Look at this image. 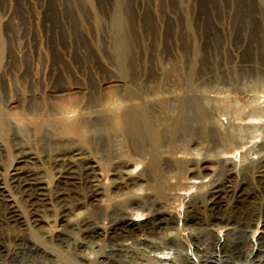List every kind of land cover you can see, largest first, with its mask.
Here are the masks:
<instances>
[{"label":"rangeland","instance_id":"rangeland-1","mask_svg":"<svg viewBox=\"0 0 264 264\" xmlns=\"http://www.w3.org/2000/svg\"><path fill=\"white\" fill-rule=\"evenodd\" d=\"M119 41H122L120 49V44L117 46ZM184 95L185 97L191 95V97L199 98L197 101H202L201 105L204 106V110L208 111L210 108L204 126L202 125L203 128L208 126L206 128L207 136L204 133L206 132L205 129L202 128L203 131L198 128L200 126H196L198 123H193L196 118L194 119L195 115L192 110L191 113H187L189 109L185 112L187 114H184V118L188 115L190 117L185 118L187 126L184 122V127H186L184 131L189 127L186 130L187 132L185 131L186 134L182 130L183 132L176 133V135H173L174 137L171 136V149L176 144V148L172 149V158L184 161V165H186L184 168L188 172L194 170L193 172L197 173L199 169L203 170L204 166H214L211 159L216 154L219 157H232L229 160L234 166L233 174L235 178H233V182L237 186L236 190L239 198H236L235 201L238 202L233 201L234 203L230 206L232 208H229L233 211L228 210V212L231 214L230 218H233L232 220L237 218L234 221H247L251 223V226L248 230L245 228L239 229L235 225L229 226L230 228L228 226L218 228L213 232L214 235L211 234V237L219 238V243L222 245L226 237L225 234L229 233L230 230L232 233L238 229L237 244L239 247L252 246L253 250L248 256L233 258L231 255L226 256L228 254L226 253L227 248L222 245L220 251L208 249V252L205 253L195 252L196 258H194L196 261L188 258L185 259L186 263L181 262L182 257H179V251L175 249H166L163 255L158 256L167 260L172 259V261L180 258V264H264V239L260 238L264 233V196L260 192H258L259 194L256 193L258 189L255 188L258 185L256 179L251 178V176L255 177L251 172L254 168H251L250 165L254 163L252 167H255L256 162L260 158H264V134H262L264 133V0H0V110L3 111L6 125L4 126L3 135L0 137V183L2 178H9L8 175L13 173L11 169L15 166L20 167V170L26 169L27 166L20 163V161L33 157L40 161L41 176H45L44 180L48 178L45 183H48L47 188L49 190H47L51 191L50 189L53 188L55 180L52 166L47 162V154L56 152L58 149H60V152H69L74 149L71 148L72 145L69 148L66 147L70 146V144L67 145L66 140L69 137L68 134L64 135V131L57 130L61 129L62 124L57 123L58 128L55 125L58 114L57 111L54 112L58 108H63L64 111L66 109L65 112L69 109L66 114L68 123L76 121L75 117L77 115H88L89 113V116L85 118L81 142L85 152L93 156L96 155L97 169L95 168V173L97 171L98 176L95 174L94 180L96 179V182L94 181V184L102 189L101 192L107 190L103 192L107 195L111 191L110 188L113 183V180L110 181L111 178L116 179L118 177V175L115 177L111 174L112 169L117 165L112 163L113 156L116 157L120 153L121 157L119 158L122 161L130 158L136 160L138 156V158L141 157L140 153L145 152V147L142 144L140 149L144 151L141 152L140 149L137 150L134 138L121 134L123 131L120 132L119 128L115 132V129L112 128L114 122L112 123L109 116H107L105 107L111 103L117 106L116 108L122 116L117 121L119 127L128 123L129 117L127 115L129 113L134 112L136 114L141 108H145L149 120L152 121L153 128L159 131L161 143L164 144L167 141L164 126H166V122H169L175 116L176 107L174 104L177 103L176 100ZM248 100H251L250 104L252 105L248 103ZM252 100L257 101L253 102ZM231 101L234 103H232L233 105H231ZM223 102L224 107L222 108ZM238 103L240 105H236ZM227 104L229 105L227 106ZM171 105L174 106V110ZM211 108H214L215 111ZM52 109H55L54 112ZM70 109L73 110V113L70 112ZM171 110H173V113ZM239 111L241 114L244 112L243 116L238 113ZM210 114L211 116H209ZM252 115H258V120H251ZM210 117L211 119H209ZM81 119L83 120V118L79 120ZM216 121L220 123L217 124ZM137 122H139L138 119ZM252 122L258 123L256 125L260 129L257 132L245 129ZM219 125H222V127L220 128ZM53 127H56L57 131H53ZM195 127L200 129L201 133ZM215 129H218L220 134ZM189 130L191 134H189ZM212 130L217 131L219 135H216L217 133ZM58 131H61L60 134ZM118 131L120 135H118ZM52 132L58 134L59 138L57 137L58 139L55 141L50 138L51 141H48ZM213 133L217 140L212 137V135L214 136ZM249 133H253L252 138ZM181 136H184V138H181ZM217 136L224 138H216ZM200 137L205 140L203 139V141ZM209 137H212V139ZM126 139L133 141L129 143ZM219 139H221V142ZM46 142L47 144L55 142L57 149H55V144L53 146L52 143L51 148L53 149L51 150ZM197 142H201L202 145L206 144V147ZM127 143L132 144V147H126ZM58 144L61 147L58 148ZM194 144H199L197 145L198 148ZM216 144L221 145V147ZM222 144L228 146L225 148ZM44 146L49 147L50 150L45 149ZM76 146L77 149L81 148V145L76 144ZM63 147L68 149H63ZM224 149L226 152L223 151ZM46 150L48 151L46 152ZM210 151L213 155L208 153ZM121 152H123V155ZM143 153L140 158L142 162H139L133 168L132 166L127 168L132 175L138 174L145 165L146 154ZM136 154L139 155L136 157ZM130 155L132 156L130 157ZM75 158L72 160L78 166L85 163L84 159H81L83 162H79V158H82V156ZM187 167H191V169L188 168V170ZM250 168L251 170H248ZM185 170L173 171V175L170 172L165 173L163 171L166 174H164V177H168V180L164 177L161 178L163 189H166L165 192L169 195L172 194V199L175 200L170 199L171 202L169 201V205L165 206V210L168 211L179 227H182L188 201L198 191V188H194V186L198 185L197 183L200 181L198 179L189 180V174L184 172ZM243 171H245V174H243ZM5 172L7 173L5 174ZM182 173H185V175ZM77 174L81 175L82 173L77 171ZM170 176L171 178H169ZM246 176L249 177L251 182L248 181ZM210 179L207 177L203 181L208 183ZM192 182L194 186H191ZM84 185L85 183L74 189L77 190L78 197L79 195L84 196L87 186ZM172 186L173 188H171ZM206 188L204 187V189ZM81 189L84 191L81 192ZM47 193L46 191V197L42 196L41 198L29 200L20 195L23 198L21 199L19 194L13 192L16 204H10L11 206H8L1 199L0 244L6 248L9 254L6 257H0V264H62L56 257L40 255L41 258L38 255L28 253V238L33 240L31 235L37 239L41 237L40 243L46 244L48 248H52L61 256L73 257L74 237L77 235L76 239L79 240L80 235L78 237V234H76L73 237L72 234L64 232L62 233L65 235L59 234V229L63 225L62 221L69 216L67 212H70L73 208V199L69 198L68 200L67 196H63L61 198L63 201L55 198L53 194L50 195L54 198L48 194L49 197ZM75 195L72 194L71 196L75 198ZM60 208L64 210L61 211ZM14 210L22 217L19 221H16L18 224L13 220L12 212ZM81 210L88 213L86 208ZM65 213L68 215H65ZM45 216L49 218L47 221H51L50 223H46ZM37 217L41 222H37L39 220ZM132 219L143 224L146 216H133ZM44 220L45 222H42ZM52 222L53 224H51ZM104 223L105 226L108 225L107 221ZM35 224L39 226L37 227ZM47 225H51V227L49 228ZM226 228L229 231L225 230ZM43 229L48 231L43 232ZM188 230L181 233L183 235L180 237V242L185 248V250L181 249L184 251L182 253H185L187 248V241L184 236L188 235ZM42 232H49L50 235L54 234L56 237L54 235L46 237ZM99 232L101 237H99V240L102 243L99 240L98 243L105 246L109 237L106 233L107 230L104 228ZM104 232L106 235H104ZM227 238L230 241L233 239V235L229 234ZM155 240L160 242V239H158L159 241ZM125 243L130 244L131 240L128 239ZM189 244L192 246V242ZM259 246L263 251L261 250L262 252L258 256L262 257L261 259L257 257L255 258L257 260H254L253 256ZM143 247L135 246L134 251L129 252L128 257L127 254L124 255L122 259H126V264H142L141 260L143 259V264H146L145 255H147L149 249ZM222 250L226 251L222 252ZM86 253L90 258L87 260L88 262L91 261L90 264H93V262L98 264L99 259L95 258L96 253L93 254L89 250ZM138 253L143 257L138 256ZM69 254L72 256H69ZM134 255L135 258L137 256L139 258L135 259ZM33 256L38 258L36 259ZM232 259L235 263L232 262ZM211 260H213V263ZM133 261L137 263H133Z\"/></svg>","mask_w":264,"mask_h":264},{"label":"bare ground","instance_id":"bare-ground-1","mask_svg":"<svg viewBox=\"0 0 264 264\" xmlns=\"http://www.w3.org/2000/svg\"><path fill=\"white\" fill-rule=\"evenodd\" d=\"M121 43H122V41H119V43L117 44V46L120 44L119 45V49H120ZM199 93H196V94H199ZM257 95L255 96L256 98H257ZM189 96L190 97H185V95H184L182 98L176 100L177 103L174 104L175 107H176L175 111H174L175 112V116H173V118L170 119L169 122H166L167 124H166V126H164L165 127L164 132H166L165 135H167L166 136L167 137V139H166L167 141L163 140V141H166V143L163 142L164 144L161 143L162 141L160 139L159 131L156 130L155 128H153L152 121L149 120L145 108H141L140 111L137 112L136 114L134 112L129 113L127 115L129 117L128 118L129 119L128 123L126 125L122 126V127H119V125H117V121L122 116H120V113L118 112V109L116 108L117 106L114 103H111V104H108L109 106L105 107L107 116H109V119H111L112 123L114 122V124H112L113 125L112 128L115 129V132H116V129L119 128L120 132H121V130L123 131V132H121V134H124L125 136H129V137L134 138V140H136L135 142L137 144V146H136L137 150L142 148V144H143L144 147H145L144 148L145 149L144 153L146 154V158H145L146 159V163L143 166V168L136 175H132L130 170H128L127 168L129 166H132V168H133L139 162H142V159H140V158L143 156L142 155V153H143L142 150L143 149L142 150L140 149L141 152H142V153H140L141 154L140 158H138L139 156L137 157V155H139V154H136L137 159H140V160H137V159L136 160H132L130 158L132 155H130V157H129L130 159L129 160H123L122 161L119 158V157H121L120 153H118L119 155H117L116 157H114L112 155L113 156L112 163L114 165L115 164H117V165L114 166V168L112 169L113 172L111 174L113 176H115V177H116V175H118V177H116V179H115L113 176H111V177H113V179L111 178L110 181L113 180V183H112L111 188L109 187L111 189V191L107 195L103 194V192H105L107 190L101 192L100 190H102V189H99L100 187L98 188L94 184V181L96 180V179L94 180V177H95V174L97 173V171L95 173V168L97 167V165H96V161L97 160L95 159L96 155L93 156V155H90L89 153L85 152V149L82 146L83 143L81 142V133H82V129H83L84 123L86 121L85 118H87L89 116V113H88V115H85V114L77 115L78 117L77 116L75 117L76 121L68 123L66 114L69 111V109H68L67 112H65L66 109L64 111L63 108L62 109L58 108L56 110L52 109L53 112L55 110L54 113H56V111H57V114H58V117H57L58 119H56L58 121H56L55 119H52V120H55L56 127L58 128V126H57L58 124L57 123L62 124V126H60L61 129H57V130L64 131L65 132L64 135H66V133H67L68 136H69L68 139H66L68 144L67 143H65V144H67V145L70 144V146H66V147L69 148L72 145L71 148H74V149H72L69 152H65V151H61L60 152V149H58V150H56V152L52 151L53 153L50 152L49 154H47L48 155L47 156V162L50 163V165L52 166L51 169L54 172L53 178L55 180V183L53 184V188L51 187L52 189H50L52 192L50 191L51 192L50 193L48 191L49 190L47 188L48 187V183H45V182H47L46 180L48 178L46 180H44L45 176L44 175L41 176V174H42L41 172L42 171H41V169L39 167L41 165L40 161L36 160L35 158L32 157V158H29L28 160H21L20 161V163H22V164L27 166V167H25L26 169L23 168V170L22 169L20 170L19 169L20 167L18 168V167L15 166L16 168L14 167V168L11 169V171H13V173L12 174L10 173L11 176H10V174L8 175L9 176V178H7L8 180L6 178H2L1 179V183H0V201H1V199H3V201L8 206H11L12 204H16V202H14L13 192H15L16 194H19V196L22 195V196H24L25 198H27L29 200L30 199L32 200V198L35 199V198H38V197L41 198L42 196H45L46 195V191L48 192L47 195L48 194L49 195L53 194V196L55 198H57V199H61V198H63V196H65V197L67 196L68 200H69V198L71 200L73 199V208L70 210V212H67L69 214V216H67V218L62 221L63 225H61V229H59V234L61 233L60 235H65V234L62 233V232H64V233H68L70 235L72 234L73 237L76 234H78V237L80 235L81 238L78 240V238L76 239L77 235L74 237V239H75V241H74L75 243L74 244L75 245L73 246L74 247L73 257H63L60 254H58L57 252H55L54 250H52V248H50V247L48 248L46 244L40 243V239H42L41 237L38 238L39 239L38 240L37 238H34V236L31 235V237H33L32 238L33 240L28 238V244H27L28 253H30L31 255H38V256L43 255V256H46V257H56V259H59L62 262V264H81V263L82 264H90L89 262H91V261H89V262L87 261L90 258L86 255L87 254L86 251H88V250L91 251V253H93V254L96 253L95 258L97 257L99 259L98 264L99 263H102V264H126V262H125L126 259L123 260L122 257L124 255L126 256V254H127V257H128V255L130 254L129 252L134 251L135 246H139V247L140 246H142V247L144 246V247L149 249V251L146 250L147 251V253H146L147 255L144 254L145 255V260L147 262H149V264H166V263H170V264H177L178 263V264H180L181 262L182 263H184V262L186 263L187 261H185V259H188V258L189 259L192 258L193 261H196L195 252L205 253L206 251L208 252V249H212V250L213 249H215V250H219L220 249L221 250L222 245L226 246L225 248H227V252L226 253H228V254L226 256L231 255V257L233 256V258L242 257V256H248L249 253H252V250H253L252 246L247 247L245 245V247L243 246L242 248H240L239 245L237 244V242H238L237 241V234H239L238 233V229L237 230L235 229L236 231H233L232 232L233 234H232L230 232L231 230L229 231L226 228L225 230L229 231V233L225 234L226 237L224 238V243L222 245L219 243V238H217L216 236H215L216 238L211 237V234L215 231V229L218 230V228H224V227H227V226L229 227L231 225H235L239 229L245 228L246 230H248V228L251 226L250 225L251 223L247 222V221L246 222L245 221H243V222L234 221L237 218L232 220L233 218L232 219L230 218L231 214H229V212H228L229 208H232L230 206H231L232 203H234L233 201H235L236 198H239V195L237 193L238 191L236 190L237 186L234 185V182H233L234 181L233 178H235L234 174H233V167L234 166L232 165L231 161L229 160V158L231 159L232 157H219V155L216 154L211 159V161L213 162L212 164H214V166L213 165H209L207 167L204 166L205 168L203 167L202 168L203 170L199 169L202 172H200L198 170L197 173L193 172L194 170L193 171L190 170V172H188L184 168L186 166V165H184L185 164L184 161L175 160L174 158H172V154H173L172 149L176 148V144H175V146L173 145V147L171 149V145H172L171 144V142H172L171 141V136L176 135V133L178 134L182 130L184 131V128H186V127H184V122L186 124L185 126H187V121H186L185 118H188L189 115L187 117L185 116V118H184L185 112H187L190 109L187 112V113H189L192 110V112L195 115L194 119L196 118V120L193 121L194 119L193 118H191V119H193L192 120L193 123L194 122L198 123V125H196V126L197 127L200 126V127H198L200 129H202L203 126H204V122L206 121V119L208 117V114H209L208 111L210 112V108L208 109V111L203 109L204 106L201 105L202 101L201 100H200V102L197 101V100H199V98L191 97V95H189ZM197 96L199 97L200 95H197ZM250 101L248 100L249 104H250ZM255 101H257V100H255ZM255 101H253V102H255ZM209 103H211V102H209ZM232 103L233 102L231 101V105L234 104V103L233 104ZM218 104H220V103H218ZM222 104H223V106H221V104L219 106H221L223 108L224 107V102ZM249 104H248V106H249ZM228 105L229 104H227V106ZM236 105H240V104L238 103ZM250 105H252V104H250ZM172 107H173V110H174V106H172ZM172 107H171V109H172ZM207 107H208V105H207ZM230 107H228V108H230ZM205 109H207V108H205ZM211 109H213V111H215L214 108H211ZM173 110H171L172 113H173ZM235 110H237V109H235ZM258 110H259V108H258ZM258 110H257V112H258ZM213 111H211V112H213ZM240 111H242V110H240ZM240 111L238 112L239 114H241ZM248 111L250 113L249 108H248ZM70 112L73 113V110L71 111V109H70ZM125 113L127 114V112H125ZM233 113H235V112H233ZM242 113L244 114V112H242ZM254 113H255V111H254ZM260 113H262V111H260ZM211 114L209 116H211ZM214 114H213V116H214ZM216 114H217V109H216ZM220 114H218V115H220ZM222 114H224V113H222ZM243 114H241V115L243 116ZM53 115H55V114H53ZM53 115H51V116H53ZM238 115H236V116H238ZM127 116H126V120H127ZM228 116H229V114H228ZM53 117H55V116H53ZM258 117H259L258 115H252L250 117V119L253 120V121H256V120H258ZM4 118L5 117L3 116V111L0 110V137L4 133V128H5L4 126H6ZM80 118H83V120L82 119L79 120ZM137 119L139 120V122H137ZM184 119H185V121H184ZM209 119H211V117ZM213 119H214V117H213ZM213 119H212V121H213ZM81 121H83V122H81ZM165 121H164V123H165ZM188 121H189V119H188ZM217 121H219V120H217ZM228 121H229V119H228ZM230 122H231V120H230ZM189 123H191V121H189ZM219 123L220 122H217V124H219ZM256 124H258V123H255V122L249 123V125H247V127H245V129L247 128V130L250 129V131H252V132H257V130L260 129V127H257ZM51 125H54V124L51 123ZM222 125H219L220 128L222 127ZM227 125H229V124H227ZM190 126L192 127L191 124H190ZM56 127L55 128L53 127L54 128L53 131L56 130ZM188 128L186 130H188ZM198 128L195 127V129H198ZM206 128L204 127L203 129H205V131H206ZM212 128H213V126H212ZM195 129H194V132H195ZM200 129H198L199 132H200ZM215 130L218 131V129H215ZM119 131H118V135H120ZM185 131H184V133L186 134L187 131L186 132ZM217 131H213V132L217 133ZM60 132H59V134H60ZM184 133H182V135H184ZM204 133L207 136V131L204 132ZM218 133L220 134L219 131H218ZM218 133L216 135H219ZM224 133H225V129H224ZM189 134H191V131H190ZM252 134H250V137L252 136ZM262 134H264V133H262ZM165 135H164V137H165ZM210 135H212V134H210ZM121 136H123V135H121ZM184 136H181V138L182 137L184 138ZM206 136H205V139H206ZM233 136H236V135H233ZM57 137L59 138V135L58 134L56 135V134H54L52 132V134L50 135L48 141H51L50 138H52V141H53V139L55 141L56 139H58ZM212 137L215 139V134H214V136L212 135ZM212 137L211 138L209 137V138L212 139ZM221 137L217 136L216 138H221ZM222 138H224V137H222ZM229 138H232V137H229ZM60 139L63 140L64 138H60ZM127 139H129V138H127ZM194 139H196V138H194ZM197 139L199 140L198 137H197ZM226 139H224V140H226ZM234 139H233V142H234ZM254 139H256V138H254ZM66 140H65V142H66ZM173 140H175V139H173ZM176 140H178V139H176ZM198 140H196V141H198ZM215 140H217V139H215ZM245 140H246V138H245ZM251 140H253V139H251ZM127 141L129 143H131L133 140L132 141L127 140ZM208 141H210V140H208ZM219 141L221 142V139H219ZM69 142H71V143H69ZM214 142H217V141H214ZM220 142H219V144H220ZM226 142H227V140H226ZM52 143L49 142L47 144V142H46V145H49L50 148H51V144ZM62 143H64V142L62 141ZM174 143H175V141L173 142V144ZM176 143H177V141H176ZM194 143H196V142H194ZM197 143H199V142H197ZM208 143L210 144V142H208ZM222 143H224V142H222ZM54 144H55V149H57L56 148L57 144L54 142L53 146H54ZM76 144L81 145V148L77 149V146L75 147ZM127 144H126V147H130L132 145V144L131 145L128 144L129 145L128 146ZM199 144L202 145L201 142ZM199 144H197V145H199ZM226 144H229V143H226ZM61 145H63V144H61ZM197 145H195V147H197ZM222 145L225 148L228 146V145L224 146V144H222ZM202 146L206 147V144H203ZM44 147H46V146H44ZM59 147H61V146L58 144V148ZM66 147H63V149H68ZM214 147L217 148L216 146H214ZM219 147H221V145H219ZM45 149H49V147H46ZM52 149L53 148H51V150ZM202 149H203V147H202ZM61 150H62V148H61ZM191 150H192V148H191ZM47 151L48 150H46V152ZM127 151H130V150H127ZM135 151L136 150L134 149V152ZM223 151H225V149ZM130 152H129V154H130ZM122 153L123 152H121V154ZM135 153H133V154H135ZM201 153H203V152H201ZM205 153L207 154V151ZM208 153L212 154V151H210ZM253 153H254V151H253ZM253 153H252V155H253ZM98 155H97V157H98ZM77 156H79V157L82 156V158H79L80 159L79 162L85 161V163H83L82 166H78V164L73 162L72 159L74 157L77 158ZM133 156H135V155H133ZM259 156H261V155H259ZM144 157H145V155H144ZM106 158L108 159L109 157H106ZM123 158L126 159L124 156H123ZM132 158H134V157H132ZM81 159H84V160L81 161ZM203 159H204V157H203ZM246 160H245V162H246ZM200 162H201V160H200ZM204 162H207V161H204ZM209 162H210V160H209ZM248 162H249V160H248ZM201 163H203V162H201ZM253 164H250V165H251V168H254L251 172H252V174L254 175L255 178H253V176H251V178L252 179H256V184L258 185L257 186L258 188L255 186L256 187L255 189H258V191L256 193L260 192L262 194V196H264V158H260L256 162V166L254 165L255 167H252ZM206 165H207V163H206ZM7 166H9V165H7ZM241 167H242V165H241ZM188 168L191 169V167H187L186 169H188ZM251 168L248 169V170H251ZM183 170H185L184 172H187L189 174V178H188L189 180H193L194 181V180L198 179L200 181L198 183L196 182L198 184L196 186H194L193 182H192L193 184H191V186H194V188L197 187L198 191L188 201L187 207H186V211L184 213V219H183L182 227H179V226L176 225L177 222L175 223V221L172 219V217L168 213V211L165 210V206L169 205L168 203H169L170 199L173 198V195L172 194L169 195L168 193L165 192L166 189L164 190L163 187H162L161 178L164 177L165 173L170 172L172 174L173 171H179L180 172V171H183ZM77 171L81 172L82 174L78 175ZM195 171H197V170H195ZM234 172H236V171H234ZM244 172L245 171H243V174H245ZM6 173L7 172H5V174ZM249 173H250V171H249ZM177 174H178V172H177ZM182 174L185 175V173H182ZM241 175H242V172H241ZM82 176H83V178H82ZM180 176H182V175H180ZM207 177L211 178L208 183L203 181ZM166 178L168 180V177H164V179H166ZM169 178H171V176ZM172 178H173V176H172ZM247 178H248V181H250L249 177H247ZM114 179H115V181H114ZM240 179H241V177H240ZM162 181H163V179H162ZM171 182H172V179H171ZM84 183H85V185H87L86 188H85L86 192L84 193V196H80L79 195V197H78V195H77L78 192H76L77 190L75 191L74 189H77L76 187L78 185L80 186L81 184L83 185ZM242 185H243V182H242ZM204 187H207V188L204 189ZM238 187H240V186H238ZM109 188H108V190H109ZM171 188H173V186ZM185 188H186V186H185ZM83 189H81V192L84 191ZM254 192H255V190H254ZM72 194L73 195L76 194L75 195L76 197L74 196L75 198H73L71 196ZM53 196H51V197H53ZM21 199H23V198L21 197ZM61 200H63V199H61ZM173 201H175V200H173ZM58 202H57V204H58ZM65 202H69V201H65ZM67 205H69V204H67ZM170 205H171V203H170ZM68 208H70V206H68ZM83 208H86L88 210V213L83 211V210H81ZM63 210L61 209V211H63ZM231 210H229V211H231ZM66 211H64V212H66ZM16 212H15V210H14V212H12V214H13L12 216L14 217L13 220L15 222L19 221L20 218H22ZM67 213H65V215ZM140 215L141 216L142 215L146 216V220H145V222L143 224L142 223H137V220L132 219L133 216H140ZM232 215H234V214L232 213ZM36 216H37V214H36ZM45 217L47 218V216H45ZM39 218H41V217L39 216ZM46 218H45V220H46V223H47L48 222L47 220L49 218H47V219ZM176 218H177V216H176ZM45 220L42 221V222H45ZM21 221H23V220H21ZM35 221H37V220H35ZM105 221H107V224H108L107 226L104 225ZM37 222H41V220L39 219ZM50 222H48V223H50ZM51 224H53V222ZM47 226L49 228L51 227V225H47ZM48 227H46V228H48ZM191 227H192V229H190ZM104 228L107 230L106 233L109 235V237L107 238L108 241H107L106 245L105 246H101L102 241L99 240V237H100L99 230H102ZM231 228H233V227H231ZM187 229H189L188 230V235L184 236L185 240L187 241V244H186L187 248H186L185 253H182V251L185 250V248H184V246H182V244L180 242L181 241L180 237H181V235H183V234H181L182 231H187ZM42 231L45 232V231H48V230L43 229ZM254 231L252 232L253 234H254ZM43 232H42V234H44L46 237H51V236L54 235V234L50 235L49 234L50 231L46 232V233H43ZM39 233H41V232H39ZM229 234H231V236L233 235V239L230 240V241L228 240L229 237L227 238V236ZM104 235H106L105 232H104ZM213 235H214V233H213ZM262 235L263 236H261L260 238L264 239V233H262ZM67 236H69V235H67ZM149 237H151V238H149ZM128 239L131 240L130 244H126L125 243V241L128 240ZM155 239H157V240L160 239V242H157ZM98 240L101 243H98ZM190 242H192V246H190V244H189ZM166 249H169V250L175 249L176 251L178 250L179 251V257H182L181 258V262L179 263L180 258L178 260L176 259L175 261H172V259H168L167 260L166 258L159 257L158 255H163L164 251ZM181 249H183V250H181ZM261 250L262 249H260V246H259V248L256 249V253L254 254V256L252 255L254 257V260H257V259H255L257 257H260L259 259H261L262 256H258V255L264 249L262 251ZM73 251H71V252L73 253ZM135 251H137V250H135ZM209 251L211 252V250H209ZM224 251H226V250H224ZM224 251L222 250V252H224ZM8 254H9V252L7 253L6 248L0 244V257H6V256H8ZM71 254H69V256ZM136 254H137V252H136ZM140 255L141 254L138 253V256H140ZM200 256H201V254H200ZM33 257H36V256H33ZM141 257H143V256L141 255ZM141 257H140V260L142 259ZM224 257H225V255H224ZM253 257H252V260H253ZM37 258L38 257H36V259ZM95 258H94V261H95ZM134 258H135V255H134ZM200 258H202V257H200ZM246 258H249V257H246ZM130 259H131V257H130ZM244 259H242V260H244ZM31 260H34V259H31ZM43 260H44V258H43ZM222 260H224V259H222ZM142 261H144V260L143 259L141 260V263L143 264ZM146 261H145V263L147 264ZM211 261L213 263V260H211ZM79 262H81V263H79ZM135 262L133 261V263H135ZM208 262H210V261H208ZM232 262L235 263L234 260ZM128 263H130V262L128 261ZM239 263H240V261H239ZM243 263H245V262H243ZM93 264H94V262H93Z\"/></svg>","mask_w":264,"mask_h":264}]
</instances>
